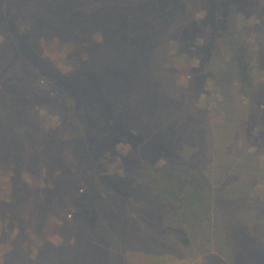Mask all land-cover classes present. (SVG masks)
I'll return each mask as SVG.
<instances>
[{"label": "rangeland", "instance_id": "rangeland-1", "mask_svg": "<svg viewBox=\"0 0 264 264\" xmlns=\"http://www.w3.org/2000/svg\"><path fill=\"white\" fill-rule=\"evenodd\" d=\"M0 108V264H264V0H0Z\"/></svg>", "mask_w": 264, "mask_h": 264}, {"label": "trees", "instance_id": "trees-1", "mask_svg": "<svg viewBox=\"0 0 264 264\" xmlns=\"http://www.w3.org/2000/svg\"><path fill=\"white\" fill-rule=\"evenodd\" d=\"M30 1L31 0H28V2H30ZM22 17L24 18L25 21H27V18L29 20V17H28L27 14H23ZM108 21H109L108 18L106 20L105 19H99V27H107L109 25ZM219 21H220L219 15L216 13V15L214 17V22H215L214 23V31H215L214 37L215 36H224V37H226V33L224 31L223 25L221 23H219ZM97 30H100L101 32H98L96 34L100 35V37H103L102 30L100 28H98V27H97ZM63 33L64 32H62L60 30V31L55 32L54 35L51 36V34H49L47 31L46 32L43 31L42 32V36L40 37L42 45L46 46V48L48 50L55 52L56 46L59 45V44H57V41H61V39H62L61 36H66V35H67L68 38H70L69 40L72 41L71 43H73V45H71L70 47L66 48V50H68L69 52H71L72 50L75 51L76 46H77L76 43L78 42V41H76V39L80 40V38H81L82 41L85 40L86 43H88L87 42V36L85 34H82L80 29H77L74 32V34H70L68 32H67V34L66 33L63 34ZM113 33L114 32L111 30V32L108 33V34H113ZM108 34H106V35H108ZM189 35H190L189 32H186L184 37H188V39H192L193 37L191 35L190 36ZM120 36H121L122 40L129 41V42H132L133 39L135 41V39H136L135 38L136 37L135 34H130L129 40H127V37H126V35L124 33L120 34ZM73 39H75V40H73ZM55 42H56V44H55ZM61 50H62V48H60V51ZM18 51H19L18 54H23V52H21L19 49H18ZM130 51H136V50L135 49L132 50V48H131ZM234 59L235 58L233 57V60ZM18 61L20 63H22V64L24 63L23 60H18ZM23 66H24V64H23ZM23 71H25V73H27L26 70H24V67H23ZM247 87L250 88L249 86H247ZM71 102H72L71 105H70L71 114L73 115V117L74 116L77 117V115L81 111L78 110L79 107H78L77 104H75L74 101H71ZM0 110H1V108H0ZM0 120H1V111H0ZM72 120H74V119H72ZM76 120H77V118L75 119V123H77ZM82 125L85 126L84 124H82ZM159 149L160 148H156V150H159ZM170 185L171 186H169V189L172 191V193H174V191L175 192H177V191H181L182 192L183 189L185 190V186L183 184H182V186L179 184L180 185L179 186L175 182H171ZM203 189H204V187H202L200 184L196 183L195 185H193L191 187L189 186L188 189L186 190V192H184L182 194L180 193L181 195H179V197H180V199L182 201V204H181L182 207H185V208H188V209H193V210H195V208H198V206L203 202V200H205V195L201 194V193H204ZM97 190L101 191L102 193H106V194L107 193H112V189L106 187L105 185H103L101 187L97 186ZM176 196H177V194H171V197H173V198H175ZM227 196H229V194ZM208 199H209V196H208ZM212 205H213V203L209 202L208 203V209L211 208ZM186 243H187V241L185 240L183 242V244H186Z\"/></svg>", "mask_w": 264, "mask_h": 264}]
</instances>
